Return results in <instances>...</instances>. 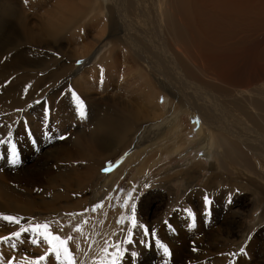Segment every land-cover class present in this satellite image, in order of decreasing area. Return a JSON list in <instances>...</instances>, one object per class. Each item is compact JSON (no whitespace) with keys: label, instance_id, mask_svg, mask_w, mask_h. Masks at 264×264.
<instances>
[{"label":"bare ground","instance_id":"obj_1","mask_svg":"<svg viewBox=\"0 0 264 264\" xmlns=\"http://www.w3.org/2000/svg\"><path fill=\"white\" fill-rule=\"evenodd\" d=\"M51 1H1L0 129L15 122L28 124L26 118L11 120L19 115L27 117V111L35 107H28L27 100L34 95L44 96L56 89L64 95L55 94V100L51 98L54 105L58 100L57 106L53 105L56 109L53 117L60 125L66 123L79 115L77 102L71 95L74 92L90 115L86 118L90 133L73 137L86 172L81 174L72 169L69 174L51 177L47 185L53 198L51 201L47 196L46 201L39 198L40 203L31 196L30 188L0 183V215L21 220L20 225L0 220V238L12 237L14 232L22 231L21 226L29 229L19 238L0 243V264H8L13 257L15 264H60L50 254L42 232L31 230L38 221L35 207L42 204L46 210V214L42 213L45 214L42 223H49L51 231L58 235L60 224L55 214L69 213L78 221L76 215L83 208L74 200L76 196L92 191L88 210L99 201V194H108L121 177L123 166L97 182L94 174L97 164L101 165L105 157L120 156L135 139L153 141L145 149L160 147L168 133L172 139L175 136L172 140L175 143L165 148L162 145L163 152L161 149V155L155 152L147 160L144 172L161 156L182 158L183 152L197 142L205 159L213 158L209 167L212 175L197 190L189 184L200 179L204 162L191 161L187 169L164 171L162 182L183 185L184 210L173 213L167 224L160 225L161 219L149 221L151 206L143 208L144 219L139 223L155 233L145 238L151 246L144 248L150 252L155 248L153 242L161 240L175 251L169 260L171 264H187L181 258L185 253L198 261L215 254L231 255L237 230L241 238L242 232L250 229L239 222L243 219L230 217L239 211L236 202L222 201L221 191L215 188L221 185L240 188L245 183L259 199L253 207H259L264 222V186L261 185L264 183V0H55L53 4ZM89 12L94 14L93 19L83 22ZM121 74L133 77L134 89L112 90L106 100L98 103L91 94L95 93L93 88L101 89L103 96L109 82ZM165 88L175 94L168 95L166 105L160 107L158 101L161 94L166 96ZM49 113L43 108V113L36 117L43 123ZM185 117H191L198 125L194 142L189 140L191 128ZM1 146L5 148V144ZM231 173L237 179H228ZM27 182L31 186V180ZM205 197L211 203H206ZM163 206L161 203L154 212L156 218ZM186 210L194 213L195 227ZM216 222L220 226L206 233V226ZM94 226V222H88L80 232V240L71 237L72 252L81 245L84 247L80 245L81 238L87 239ZM129 229L126 226L127 232ZM103 231L105 235L99 239L105 244L119 243L124 249L130 236L120 235L116 227L106 224ZM198 235L202 237L195 238ZM261 237L264 238V231L251 239L247 253H256L258 258L264 256ZM33 240L38 243H32ZM214 245H217L215 254L210 250ZM115 251L112 248L111 252ZM41 256L47 259L40 261ZM138 260L125 254L119 264H137ZM223 260L220 258L218 262Z\"/></svg>","mask_w":264,"mask_h":264},{"label":"rangeland","instance_id":"obj_2","mask_svg":"<svg viewBox=\"0 0 264 264\" xmlns=\"http://www.w3.org/2000/svg\"><path fill=\"white\" fill-rule=\"evenodd\" d=\"M1 1L2 0H0V14H2ZM54 1L55 0H53V2L51 1V4H53ZM42 12H44V10ZM26 14L28 15L29 12L27 11ZM93 17L94 14L89 12L86 16H84L83 22L85 21L89 22V20H92ZM77 64L79 65L80 61H78ZM118 76L121 77V79H119ZM118 76L114 78L116 80L109 82V85L107 87V93L103 95L104 97L102 96L101 92L103 91L101 89L99 90L97 87L93 88L95 93L93 95V93L91 92V94L94 98L97 99L98 103H100L103 100H106L108 98V94L112 90L116 91L117 89H121V92H123L122 89L125 88H128L129 91L134 89L133 77L124 74ZM58 90L59 89L54 90L53 91L54 93L52 92L51 94H44V96L38 94L34 95L32 99L27 100V103L30 104L28 107H31L32 105L35 106L31 111H27V117H24L23 115H19V118L15 117L13 120H11V121H17V119L23 120L26 118L29 121L28 124L23 122L21 123L15 122V124L14 123L10 124L11 127H5L0 129V139H6L9 131L11 130L12 138L15 141L19 152V160L21 161L17 166L15 167L12 166L9 163L7 157L8 145L5 144V148H4V146L3 147L1 146L3 144H0V149H1L0 157H3L0 158V163H1L0 183H6L9 185L11 184L21 189L30 188L31 189L30 193L32 194L31 196L32 197L34 196V198H36L38 202H39L38 200L39 198H43V201H46L45 200L46 196H47V200L49 201H51V199L53 198V195H51V193H49L48 191V185H47V182L49 179H51V177H56L63 173L69 174L72 171V169L73 170L77 169L81 174L86 172V165L84 164V161H81L78 152H76L77 150L73 144V137L76 134H83L86 136L90 133L89 123L86 122L87 120L86 118H88L90 115L86 114V118L83 119L79 115H74L73 117L70 118L68 122L66 123L64 122L63 124L60 125V122L58 120L56 121L52 113L54 110H56L55 107L58 104V100H57L54 105L53 99L55 100V94L56 97H59L60 95L62 96L64 95L62 92H59ZM165 91H166V96L161 94L162 97L158 101L160 107L166 105L165 103L168 99V95L173 97L175 94L174 91L168 88H165ZM51 98L53 99L51 100ZM40 103L41 105L39 106L38 104ZM176 104L177 102L175 100V105ZM53 105L55 106L54 109H53ZM42 107L50 111L51 114L49 113L50 115L47 116L46 120H44L43 123H40L38 117L40 116V113H43ZM36 114H38V117H36ZM184 119L185 122H187V125L191 128V134L189 140H191V142H194L196 140L195 135L198 132L197 131L198 125L194 123L191 117L190 118L185 117ZM61 136L65 137V139H60ZM173 139H175V136ZM173 139H172V135L168 133L164 141L162 142L160 141L161 143H159V146L161 147L163 145L162 148L169 147L171 146V144L175 143V141H172ZM149 143L151 144L153 143V141ZM149 143L142 141L139 142V139H135V143H133L131 147L127 149L125 152L121 153L120 156H117L116 158L105 157L104 162L102 163L103 165L97 164L95 166L94 174L96 175L95 178L97 182L99 181V179H103L106 175L111 173L113 174L114 172H116V169H119L120 167L123 166V169L121 170L122 175L120 174L121 177L113 184L114 187L112 186V189L108 194L104 192L99 194L100 197L99 201L95 205L90 207L88 210H86V208L88 207L90 202L89 200L93 195L92 191L89 192L84 191L78 194V196H76L74 200L78 202L83 208V210L76 215V217L79 216L78 221L74 219L75 217L69 215V213L59 212V214H55L57 217L54 218L57 219L58 223L60 224L58 235L61 237H73L74 239L80 240V236H81L80 232L82 231L83 227L90 221L95 223V226L90 231L88 238L87 239L81 238L80 245L82 243L84 244V247H82L81 245L80 247L76 249L74 248L73 250L76 264H94V263L98 264L99 260H103L104 264H106V259L108 258V255L103 251V249L107 247L108 251L111 252L112 248L109 247L111 243L107 242V244H105L103 240L98 238V237H103L105 235L103 231V227L105 226V224L107 226H110L111 228L116 227L120 235L123 234L124 236H130L131 234V236L135 237V238L134 237L131 238L134 241L131 244L127 243V240L125 241L124 249L127 250L126 254L132 258L133 256L131 255V253H137L134 256V258L139 259L137 261V264H150V263L165 264L164 262L166 258L162 257L161 251L158 248H156L155 241L153 242V246H155V248H153L152 251L150 252H147V249L144 248L146 247L145 244L140 243L141 240H145L146 238L143 234V228L140 227L141 224L139 223V221H142L144 219L143 217L144 214L142 213V210L146 206L150 205L151 206V207L149 206L151 208L150 217L152 218L149 220L150 223L158 219H161L162 221L160 225L166 224L165 222L169 219L170 215L176 212L180 213L184 210L182 207V203H183L182 201L185 198V194H184V187L182 184L178 182L177 183L162 182L165 181L163 180L165 179L164 171L169 168L178 169L179 167L180 168L178 170L187 169L190 167V164L192 163L191 161L204 162L206 165L204 166L203 169V173H202L203 176L201 174L200 179L194 182L195 185L193 183L189 184L190 188L199 190L205 186L208 179L212 175L210 164L213 163V158L205 159L200 144L194 142L190 148L186 149L183 152L182 158L161 156L162 158L160 157V160L157 159L159 161L154 166H152L151 169H148L146 170V172H144L143 166L147 162V160L151 156H153L155 152L156 153L158 152L159 155H161L160 150L162 148L160 149V147L148 148V149L143 148L145 145L148 146ZM161 152H163V149L161 150ZM100 155L102 156L103 153L100 152ZM53 156L55 158H53ZM102 160L103 159H101V161ZM108 169L109 171L107 172ZM1 175L4 176L1 177ZM147 177L149 179H147ZM223 177H225V175ZM227 178L228 179L234 178L235 180L237 179V176L231 173L227 176ZM29 179L31 180V186L27 185L28 183L27 180ZM245 185H246L245 183L242 184L240 188H236L229 185H225V186L221 185L220 186L221 188H215L221 191L222 195L220 196V198L222 201L227 202L229 200L230 201L233 200L234 202H236L235 204L237 210L239 211H237L235 214H233L230 217L236 216L237 218H239V220L243 219L244 221L241 220L239 222L245 223L247 225V230L250 229L246 231L247 233L242 232L241 238H240L241 235L239 233L240 231L237 230L236 232L237 240L235 239L236 240L235 244L234 246H232L231 249L232 254L230 253L231 255L235 254V256L232 257L231 255H228L226 253H224L225 255L215 254V252L217 251L216 250L217 245H214V248L210 249L211 252L215 254L213 257H207L203 261H198L196 260V258L191 257L192 254H190L191 255L190 256L187 253H185V257H184V255L181 253L183 255L181 256V258L184 260V262H186L187 264H264V260H263L264 256H262L263 258L262 257L258 258L256 253H247L248 247L251 244V239L253 241V238H255L259 232L264 231V222L260 218L259 207L256 206V209H254L253 207L254 202H257L259 200L258 197L254 195L253 190H249L247 185L246 186ZM261 185L264 186V183H262ZM168 189L171 192H169ZM81 199L83 200V202ZM161 203H163L164 209L163 211L158 210L159 213L161 212V215L158 216V218H156V216H154V212L157 211ZM97 205H103V207L105 208L103 209V207H97ZM133 209H134V213H133ZM167 209L168 211L170 210V212H168ZM35 211L38 212L36 213L35 216L38 221H36L33 224L36 225L40 223L41 224L46 223V222L42 223L41 221L43 219V216L46 214V210L42 209V204H38L37 207H35ZM165 211L167 212V214ZM98 212L100 216L98 215ZM131 213L133 214L134 219L136 221L137 224L136 228L132 227L133 217ZM164 216L165 219H163ZM141 218L143 219L141 220ZM33 224L32 226H34ZM216 224L209 225V227H207L208 226L207 225L206 226L207 229L205 230L206 233L208 232L211 233V230H214L220 226L218 225L217 222ZM238 225L240 226V224ZM126 226L130 228L128 232L126 231ZM189 226L186 229L187 231H189L188 230ZM78 228L81 231H77L76 229ZM147 228L150 230V232H152V230L149 227ZM238 235L240 236L238 237ZM200 236L202 237V235H198L195 236V238H198ZM261 241H263L264 244V238H262ZM160 242L162 243L161 240ZM11 247L13 248V246ZM169 249L171 250L172 253L171 257L172 256L174 257L175 251H173L171 248ZM241 249H243V252H241ZM36 256H39L38 253L36 254ZM170 258H168V262ZM220 258H223L224 262H218ZM12 259L16 261L14 257ZM170 262L168 264H171Z\"/></svg>","mask_w":264,"mask_h":264},{"label":"snow or ice","instance_id":"obj_3","mask_svg":"<svg viewBox=\"0 0 264 264\" xmlns=\"http://www.w3.org/2000/svg\"><path fill=\"white\" fill-rule=\"evenodd\" d=\"M25 3H27V0H25ZM73 99L77 102V110L79 116L83 119L86 118V106L84 105V102L77 96L74 92L71 94ZM26 123V122H25ZM30 135V133H29ZM60 139H65V137L61 136ZM0 144H7L8 145V153L7 157L9 160V163L12 166H17L21 161L19 160V152L17 149V145L15 141L12 138L11 130L8 133V136L6 139H0ZM3 158V157H0ZM206 203H211V201L205 197ZM97 207H103V205H97ZM188 212L189 217L192 218V227H195V216L194 213L191 210H186ZM134 212V209H133ZM71 215V214H69ZM0 220L9 222L11 224L20 225L21 220L19 217L10 216V215H0ZM167 224V221L165 222ZM22 227V231L14 232L12 234V237L19 238L22 235V232H27L29 229L27 227ZM132 227L136 228L137 224L134 219L132 218ZM141 228H143V234L145 237L148 236H154V232H150V230L143 225H140ZM34 232H42L45 242L49 246V252L51 255L55 257V260L60 262V264H76L75 256L69 247V241L72 239L71 237H61L59 235H56L51 231V227L49 223L44 224H36L31 229ZM77 231H81L79 228L76 229ZM12 237H2L0 238V243H3L5 241H9ZM32 243H38L36 240H33ZM127 243L131 244L133 243V240L131 239V234L129 239L127 240ZM140 243L145 244L146 246H151L147 240H141ZM107 244V242H106ZM156 246L159 248V250L162 253V256L165 257V264H168V258L171 257L172 253L169 247L161 243L159 240L155 241ZM15 247V245H13ZM109 247L116 249L114 253L109 252L108 248L106 247L103 249V251L110 256L111 258L108 260V264H119V262L122 260L123 256L127 253L126 249H123L119 243L112 242ZM241 252H243V249H241ZM131 255L134 257L136 253H131ZM235 255V254H233ZM46 256L39 257L40 261L46 260ZM8 264H15V261L13 259H10L8 261ZM98 264H104V261L101 260L98 262Z\"/></svg>","mask_w":264,"mask_h":264}]
</instances>
